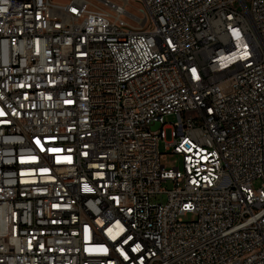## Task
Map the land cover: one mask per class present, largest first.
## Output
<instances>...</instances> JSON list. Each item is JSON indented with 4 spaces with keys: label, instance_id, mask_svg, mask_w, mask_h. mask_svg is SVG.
I'll return each mask as SVG.
<instances>
[{
    "label": "built area",
    "instance_id": "built-area-1",
    "mask_svg": "<svg viewBox=\"0 0 264 264\" xmlns=\"http://www.w3.org/2000/svg\"><path fill=\"white\" fill-rule=\"evenodd\" d=\"M0 264H264V0H0Z\"/></svg>",
    "mask_w": 264,
    "mask_h": 264
},
{
    "label": "rangeland",
    "instance_id": "rangeland-1",
    "mask_svg": "<svg viewBox=\"0 0 264 264\" xmlns=\"http://www.w3.org/2000/svg\"><path fill=\"white\" fill-rule=\"evenodd\" d=\"M67 0H52L53 3L58 2V3H63ZM112 2H115L117 4H121V0H110ZM93 5H95L96 7H99L103 10L106 11L105 8H103L102 6H100L97 3H92ZM141 9L140 4L138 2H129V5L127 6V11L136 15V16H140L141 14L138 12V10ZM176 118L174 116L171 117H166V122H175ZM161 164L164 165L166 168H173V167H181L180 162L178 160V158L172 154H163L161 156ZM253 186L255 188H258L260 186V182L259 181H254L253 182ZM163 188H165L166 190H170L171 189V184L170 183H165L162 185ZM165 195L162 196V200H165Z\"/></svg>",
    "mask_w": 264,
    "mask_h": 264
}]
</instances>
